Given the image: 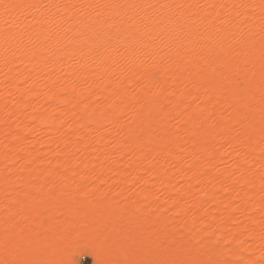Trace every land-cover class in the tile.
<instances>
[{
    "label": "bare ground",
    "instance_id": "bare-ground-1",
    "mask_svg": "<svg viewBox=\"0 0 264 264\" xmlns=\"http://www.w3.org/2000/svg\"><path fill=\"white\" fill-rule=\"evenodd\" d=\"M0 186L16 264H264V0H0Z\"/></svg>",
    "mask_w": 264,
    "mask_h": 264
},
{
    "label": "rangeland",
    "instance_id": "rangeland-1",
    "mask_svg": "<svg viewBox=\"0 0 264 264\" xmlns=\"http://www.w3.org/2000/svg\"><path fill=\"white\" fill-rule=\"evenodd\" d=\"M9 177V176H8ZM13 176H11V178H12ZM92 177V179L91 180H95V178H96V176H91ZM105 177V179L107 178L108 180H110V182L112 181H114L115 180V178H114V176H112V175H108V176H104ZM11 178H9V179H11ZM14 178V177H13ZM128 178H131L130 180H131V184L133 185V184H135L133 187H131V189L130 190H132L133 192H131V193H134V192H136L135 190H137V189H139V186L141 185V180H140V182L139 181H136V180H138V179H136L135 180V178L133 177V175H130V177H128ZM145 178V177H144ZM106 179V180H107ZM132 179H134V180H132ZM134 181V182H133ZM129 185V186H132V185ZM142 186V185H141ZM105 187V186H104ZM103 187V189H102V191L103 190H105L106 189V187L104 188ZM136 188V189H134L133 190V188ZM130 188V187H129ZM7 189V192H8V200L6 199H2V198H0V211L2 212V214H4L5 215V217L7 218V220H6V223H5V226H7L8 227V231H9V233L11 232V236L9 237V238H12L13 236H16V237H18V238H16V237H14V238H16L15 240H13V238H12V246H13V249H12V251L15 253H12V252H10L9 254H7L5 257H7L6 259L9 261V263L10 264H16L17 262H18V257H17V255L19 254V253H21V251L23 250V249H21L20 247H22L23 246V248H25L26 247V249H28L29 250V252H30V254H27V253H29V252H26L25 254H23V256L24 257H26V255H27V257H30V256H33V257H36V258H39V259H43L44 257H45V255H42V254H40V255H37V254H34V253H31L32 251H30V250H32V246L31 245H29V246H25V242L28 240L23 234H21V233H19V232H29V230H31V227L33 228V227H35L32 223H30V218L26 215V211H25V209H23L22 208V206L21 205H18V204H16L12 199H15V197H17V195L18 196H29V194H26L25 192H22L21 191V189L18 191V190H12L11 188H9V187H7L6 188ZM3 191V189L1 188V186H0V193ZM138 191V190H137ZM100 193L102 194L103 192H101L100 191ZM30 197V196H29ZM148 209H151V212L153 213V214H155V212H156V206L155 205H151ZM27 217H26V216ZM25 218H26V220H25ZM29 222V223H28ZM3 225V224H2ZM1 225V223H0V226H2ZM156 229L155 228H153V230L152 231H155ZM12 232H15L14 234H12ZM16 233H19V234H16ZM16 234V235H15ZM26 239V241H24V239ZM11 240V239H10ZM23 240V241H22ZM14 241H17V242H15V243H13ZM23 242V243H22ZM11 244H10V246H11ZM9 246V245H8ZM9 246V247H10ZM11 246V247H12ZM18 246H19V248H18ZM25 246V247H24ZM18 248V249H17ZM164 248H165V245H164V243L163 242H160L157 246H156V252L159 254V253H163L164 252ZM18 253V254H17ZM13 254V255H12ZM17 254V255H16ZM20 255V254H19ZM150 255V254H149ZM147 256V257H146ZM151 259V257L150 256H148V254L147 255H145V259L146 260H149V258ZM73 261H74V264H94L95 263V260L91 257V256H89L88 255V253H87V251H82V252H80L79 254H75L74 256H73Z\"/></svg>",
    "mask_w": 264,
    "mask_h": 264
}]
</instances>
